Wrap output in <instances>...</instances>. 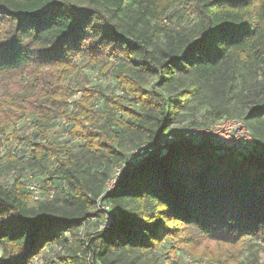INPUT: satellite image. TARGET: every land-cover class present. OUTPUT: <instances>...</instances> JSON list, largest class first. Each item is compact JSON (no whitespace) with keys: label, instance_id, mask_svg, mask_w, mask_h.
<instances>
[{"label":"trees","instance_id":"1","mask_svg":"<svg viewBox=\"0 0 264 264\" xmlns=\"http://www.w3.org/2000/svg\"><path fill=\"white\" fill-rule=\"evenodd\" d=\"M0 53V82L25 81L0 93V137L19 147L0 158V264L56 248L57 264H176L264 243V0H0ZM83 67L107 85L85 87ZM228 119L255 155L179 141L129 163ZM27 176L52 198L31 202Z\"/></svg>","mask_w":264,"mask_h":264},{"label":"rangeland","instance_id":"2","mask_svg":"<svg viewBox=\"0 0 264 264\" xmlns=\"http://www.w3.org/2000/svg\"><path fill=\"white\" fill-rule=\"evenodd\" d=\"M94 72L95 71H92L88 68H84V67L82 68V75H83L82 77L86 79V82H84V86L88 87V86H94L96 84L97 85L99 84L102 87H105L107 85V81L100 75H96ZM20 80H22V84L25 83V81L23 82V77L19 78V76H14L9 79H6L5 81H1L0 82V93H2L1 95H3V93H8V92L12 95L14 94L18 95L22 90V86L19 85V82H21ZM4 87L5 89H7L5 92H3ZM81 95H82L81 92L76 93L68 102L72 103L73 101H77L81 97ZM97 106L99 105L97 104ZM62 120H59L58 122L61 123L62 126H65L64 121ZM234 121L236 122L235 123L228 122V121L222 122L221 123L222 126L218 124L216 125L214 123L211 125L199 126V128H204V129H207L208 131L212 130L211 132H213V135L217 134L214 136H216L218 139H220L223 142L225 141L224 144L228 146L229 144H231L232 140L239 139V136L241 138L243 135H245L243 133V129L240 128V126L238 125L239 123H237V121L238 122H241V121L239 120H234ZM29 122L30 121L28 119L25 120L26 125H29ZM19 125H20L19 127H24L22 123H19ZM218 127H220L219 130H217ZM238 129H241V130H238ZM23 130H24V133L27 131V129L25 128ZM60 130L61 128L58 131H54L53 133H51L50 131L51 134L49 135L50 136L51 135L55 136L56 134L58 135ZM25 135H29V132H26ZM6 136H8L9 139L7 141H4ZM233 136L235 138H233ZM0 138H1L0 139L1 140L0 141V158L5 156V152L10 148H12V150L19 149V147H17L15 140H13V135L11 134L10 128L9 129L6 128L5 132ZM0 181L2 182V180ZM99 211L102 217L103 216L102 211L101 210ZM255 246L256 247L252 249L243 247L241 249L231 251L230 249L224 246H221V245H215L213 243H206L202 247H199V248L192 247L191 250H189L190 253H187V254L178 253L177 255H174V256L170 255V259L175 261L176 264H249L253 261V254L255 252L257 254L256 257L258 258V261H259L258 263L264 264V243H256ZM59 251L60 250L58 248H56L54 252L47 251L43 255V257L41 259L36 260L34 264H57L58 262L56 260L55 254H57ZM60 252L63 253L64 251L62 250Z\"/></svg>","mask_w":264,"mask_h":264},{"label":"bare ground","instance_id":"3","mask_svg":"<svg viewBox=\"0 0 264 264\" xmlns=\"http://www.w3.org/2000/svg\"><path fill=\"white\" fill-rule=\"evenodd\" d=\"M222 122H225V121L222 120ZM222 122L218 123V125H221ZM229 122H234L235 123L236 121H230L229 120ZM237 123H239L238 125L240 126V128L243 129V133L245 134V135H243L241 137V139H243V144H251V142L254 143V141L252 140V137H251L250 133L246 130V128H244L243 123L238 122V121H237ZM238 130H241V129H238ZM211 131H208L207 129L199 128V127L198 128H185V129L177 132L176 134L169 135L168 136V143H177L179 141H190V142L195 143L194 134H196V139H207V138H211V142L215 146H217V147H227V145L224 144L225 141L223 142L220 139H218L216 136H214V135H217V134H214L213 135V132H211ZM233 138H235V137L233 136ZM238 140L239 139H234V140H232L231 143L238 142ZM255 146H256V152H257V150L259 148H258V146L256 144H255ZM156 151H157V146L156 145H154V146H143V147H141L139 149H136L135 151L132 152V156H131V159L130 160L140 159L141 157H143V156H145L146 154H149V153H150V155H153L154 153H156ZM130 160H129V162H130ZM120 173H121L120 172V169H116L115 175L113 173V175H114L113 179L117 178L118 175H120ZM32 179H34V178L32 177ZM113 179L108 182V184H107V190H109L108 186L109 187L111 186V183H112ZM112 188H113V186L111 187V189ZM28 193H29L30 201L33 202V203L43 201L46 196H47V198H52V196H53V193L52 192L51 193H48L47 195H45L46 193H44L43 190L37 191L36 194H31L29 191H28ZM110 218H111V215H110ZM111 223H112V219L110 220V223L107 224L105 227H108L109 225H111Z\"/></svg>","mask_w":264,"mask_h":264},{"label":"built area","instance_id":"4","mask_svg":"<svg viewBox=\"0 0 264 264\" xmlns=\"http://www.w3.org/2000/svg\"><path fill=\"white\" fill-rule=\"evenodd\" d=\"M229 122V119H228ZM220 127L217 128V130H219ZM194 133V132H193ZM168 136L166 135L164 137H162L160 139V141L156 144L157 146V151L161 148H164L166 146L172 145L174 143H168ZM194 140L195 143H204V142H209L211 144H213L211 142V138H207V139H196V134H194ZM214 145V144H213ZM220 148H225V149H232L234 151H241V153H251L253 155H255L256 153V146L254 143L251 142V144H243V139L240 138L239 136V140L238 142H233L231 144H229L227 147H220ZM12 149V148H11ZM15 151V150H14ZM151 155L146 154L145 156L141 157L140 159H136V160H130V164L132 166H135L137 164H139L140 162L144 161L145 159L149 158ZM119 178V175L117 178L113 179L111 186L109 187V189H111V187L115 184L116 180ZM24 184H25V190H28L31 194H36L37 191H41L43 190V186L44 184L38 180V179H32L31 176H27L24 180ZM110 209L108 208L106 203H103V216L101 217L100 220V229H103L107 224L110 223Z\"/></svg>","mask_w":264,"mask_h":264},{"label":"crops","instance_id":"5","mask_svg":"<svg viewBox=\"0 0 264 264\" xmlns=\"http://www.w3.org/2000/svg\"><path fill=\"white\" fill-rule=\"evenodd\" d=\"M57 127L56 128H54V129H51V133H53L54 131H58L60 128L62 129V125H61V123H59V122H57ZM53 130V131H52ZM50 133V134H51ZM50 136V135H49ZM50 137H53V136H50Z\"/></svg>","mask_w":264,"mask_h":264},{"label":"snow or ice","instance_id":"6","mask_svg":"<svg viewBox=\"0 0 264 264\" xmlns=\"http://www.w3.org/2000/svg\"><path fill=\"white\" fill-rule=\"evenodd\" d=\"M0 54H2V53H0Z\"/></svg>","mask_w":264,"mask_h":264}]
</instances>
